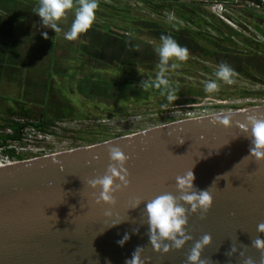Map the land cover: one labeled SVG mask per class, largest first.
Returning a JSON list of instances; mask_svg holds the SVG:
<instances>
[{"label": "water", "instance_id": "obj_1", "mask_svg": "<svg viewBox=\"0 0 264 264\" xmlns=\"http://www.w3.org/2000/svg\"><path fill=\"white\" fill-rule=\"evenodd\" d=\"M225 113L232 114L229 126L212 123L209 115L118 137L109 145L0 166V264H126L137 246L144 248V264H187L206 234V264H243L247 257L262 264L264 253L252 241L264 239L257 231L264 223V161L249 156L251 140L241 125L250 115L264 119V106ZM112 146L128 157L130 183L114 193L115 205L97 204L99 189L88 181L105 174ZM189 170L198 190L208 188L212 206L188 216L192 239L182 249L158 253L148 240L145 204L135 207L136 202L163 193L178 197L176 177ZM126 233L130 239L120 246ZM232 245L238 251L228 256Z\"/></svg>", "mask_w": 264, "mask_h": 264}, {"label": "rangeland", "instance_id": "obj_2", "mask_svg": "<svg viewBox=\"0 0 264 264\" xmlns=\"http://www.w3.org/2000/svg\"><path fill=\"white\" fill-rule=\"evenodd\" d=\"M15 1H17V4L15 5H18L16 8L18 9V13L22 10L26 14H34L33 10H35V5L40 3V0ZM138 3V0H98L99 7L96 10V19L91 28L87 32L80 34L78 39L69 41L72 48L79 46L80 49L83 47L84 43L88 44L87 47H84L86 50L85 56L88 57L85 58L83 56V48L77 52L72 49L71 53H68L67 51H59L57 52L59 53L57 55L58 58L65 57L66 60H57L56 64L59 63L57 72L60 71V73H69L71 75L76 74L75 78L82 77V80L83 75H92L101 79L106 78L109 82H111L113 80L112 72L116 69L118 62L114 59L105 58L100 60V64L98 65L95 63V60L92 59V57H97L104 51V49H102V43L105 36L108 35L107 33H110L106 32L109 21L111 20L107 19L108 17L114 15L115 13L120 15V11L123 10L127 11L130 17L139 14L145 20H148V18L150 20H160L161 18V20H164L166 23H174V21L169 20L168 16L165 14H163L160 18H157L156 15L140 10L142 8V4ZM78 4L79 0H73V8L67 10L64 17H62L59 21V25L64 28L63 32L60 33L62 36H64L65 32L70 30L72 22L75 19V9L78 7ZM26 6L29 8L28 10L24 8ZM109 7H114L115 10H111ZM245 9V11H241L242 9L231 8V14L229 17L235 19L242 25V28L245 30L242 32L243 35H246L248 38L257 42L264 43V39L261 37L262 34L253 28L254 24H259V27H261L264 31V22L260 19H253L246 13V7ZM224 24L226 25V23ZM114 25L116 26L117 22L114 23ZM185 26L186 25L184 23H180V27ZM142 29L143 30L134 35L140 42V45L136 49V55L133 59L136 66L132 67V72L135 73V78L131 81V83L133 84L132 87L136 89L137 87L144 88L142 86V82L145 81L149 83L152 82L154 84L159 72V55L157 49L160 47L161 42L149 38L147 36L149 32L148 29ZM117 32L118 34H122L120 30H117ZM155 33L158 34L159 31H156ZM160 35L162 34L160 33ZM149 46H151V48H149ZM244 50L247 51L246 49ZM145 51L151 52V55L153 56L155 55L157 57V62H149V59L144 56ZM104 52L105 54H109V56L112 55L111 47L108 46ZM117 54H119V52ZM193 55L194 54H191L188 59L191 65H193L192 63L197 60ZM20 59L21 58H19V60L17 59L12 64L21 63ZM83 59L89 65H83ZM11 60L12 58L7 57V62L10 63ZM22 64H24V62H22ZM204 65L211 68L213 73H216L218 70V68L212 64L204 63ZM257 66H261V63ZM98 67L100 68V72L97 71L96 73H91L92 71L90 69L94 70V68ZM76 68L79 70L76 71ZM177 69L178 71H170L165 74L166 78L169 80L170 90H172V92L175 91L174 93H181H173L177 97V99L173 102H169L167 100V95L165 96L164 94L158 93L148 96L145 95L144 97L138 99L126 97V99L122 100L121 103H118L115 99L107 102L105 98L95 96L92 99L88 98L85 102L87 107L83 108V94L78 90L79 81L77 82L76 80H71L66 76H64V78H66L65 80L58 78L57 81L59 84H55V88L57 89L61 87L62 90L56 92V89H54L55 93L51 94L50 98H47L48 100H45L44 103L41 104V106L43 105L42 107L33 108H40L44 110L49 104L56 107L58 103L63 101V103L74 107L77 112H82L84 118L70 119V117H68L69 119L57 121L55 125H53L54 127L50 128L45 134L36 135L32 130H27L26 136L23 138L21 143L17 145L18 147H21L20 152L26 156L25 160H27L103 143L118 137L135 134L151 128L177 122V120L183 121L190 117L195 118L212 115L214 113L234 112L247 108L264 106V77L262 76L263 74L261 73V70L252 68L248 69L247 72L251 74V79L254 80L235 74L233 76L234 82L231 85L225 83L223 85L218 84V92H221L222 86H225L224 91L227 94H230V98L218 99L216 97H212L210 93H207L208 95H205L204 97L187 96L185 93L187 90L194 92L200 91L199 89H204L205 85L211 80L205 75L197 73L194 67L193 69H190L188 65L178 67ZM27 70L30 71V68L19 67L18 70L16 69V71L19 72V74H22L24 78L27 77ZM187 71H190L192 75L189 76L183 73ZM59 81H61V83ZM63 81L68 83L63 85ZM161 88H163V86ZM100 89L102 90V86H100ZM244 93H251L254 95L246 97ZM16 94L17 93H15L14 90H10L7 94L6 90L0 91V97L2 100H8L7 106L11 104L12 101L10 100L16 98ZM29 95L24 94L22 99L25 101H35V99L30 98ZM60 97H63V99L60 100ZM23 100L19 99L14 101L21 103ZM190 101H192V103H189ZM105 102L107 104H104ZM36 103H40V101L38 100ZM0 105H2V103ZM70 113L71 112L68 109H60L58 112V114L62 115H69Z\"/></svg>", "mask_w": 264, "mask_h": 264}, {"label": "trees", "instance_id": "obj_3", "mask_svg": "<svg viewBox=\"0 0 264 264\" xmlns=\"http://www.w3.org/2000/svg\"><path fill=\"white\" fill-rule=\"evenodd\" d=\"M205 1H207V3H230L233 0H138V2L142 4L140 10L156 15L157 18L163 16V14L168 16V14L171 13L174 16L172 19L174 23H166L164 20H161V18L160 20H150L149 18L148 20H145L139 14L130 17L127 11L123 10L120 11V15L115 13L108 17L107 19L111 20L109 21L106 32L110 33H107L108 35L105 36L102 43V49L105 51L108 46L111 47L112 55L109 56V54H105L103 51L97 57H92V59L95 60V63L98 65L100 64V60L105 58L114 59L118 64L116 69L112 72L113 80L111 82L106 78L101 79L92 75H83V80L81 79L82 77L75 78L76 74L69 76L71 80L79 81L78 90L83 94V108L87 107L85 102L88 98L92 99L95 96L103 97L107 102L115 99L118 103H121L126 97L138 99L154 93L164 94L165 96L168 94V90H165L164 88L148 87L145 89L137 87L136 89L132 87L133 84L131 81L135 78V73L132 72V67L136 66L133 59L136 55V49L140 45L139 40H137L134 35L143 30L142 28L148 29L149 32L147 36L155 41L161 42V36H171L178 42V44L188 49V59L191 54H194L193 56L197 59L192 63L193 65H191L188 59L183 62L170 60V64L175 62L179 64V67H184L186 65H188L190 69H193L194 67L197 73L205 75L211 81L216 80L220 85H223L224 82L217 80L212 69L205 66L204 63L212 64L217 68H219L220 64L226 63L230 67L234 66L231 68L234 69L236 75L250 78V80L254 79H251V74L247 72L248 69H258L262 71L261 73L264 77V43L257 42L248 38L246 35H243L242 32L245 30L235 19L231 18L242 32L233 30L230 26L225 25L224 22L210 14ZM238 1L259 4L261 0ZM110 9L115 10L114 7ZM240 9H242L241 11L246 10L244 8ZM246 13L253 19H260L264 22L263 18L258 14L249 10H247ZM116 22L117 25L115 26L114 23ZM180 23H184L186 26L180 27ZM253 28L261 33V37L264 39V31L259 27V24H254ZM117 30H120L122 34H118ZM156 31H159V33H155ZM160 33L162 35H160ZM87 46L88 44H83V56L85 58L88 57L85 56L86 50L84 48ZM149 48H151V46H149ZM113 49L117 50L114 51ZM118 52L119 54H117ZM144 56L149 59V62H157V57L151 55V52L145 51ZM259 63H261V66L258 67L257 65H259ZM84 64L86 66L89 65L83 59V65ZM177 68L171 69L168 72L175 70L178 71ZM75 70L78 71L79 69L76 68ZM90 70L92 71L91 73H96L97 71L100 72L99 67ZM183 73L189 76L192 75L190 71ZM62 77L64 76H61V78ZM100 86H102V90L100 89ZM201 89L196 92L187 90L185 93L187 96L196 97H204L205 95H208L204 89H202V91ZM224 90L225 86H222L221 92L210 94L212 97L218 99L230 98V94H227ZM51 93L54 94L55 92L47 91V98H50ZM174 94L181 93L177 92ZM244 94L246 97L254 95L251 93ZM61 99H63V97H61L60 100ZM189 103H192V101ZM104 104L107 103L105 102ZM34 108L22 102H15L13 105H9L6 108L5 106L0 105V149H2L3 155L10 160L22 161L26 159V156L23 154L17 153L13 148H9L11 144L21 143L23 136L26 134V130H32L36 135L45 134L50 128L54 127L53 125H55L57 121L69 119L68 117H70V119L84 118L82 112L78 111L79 114L74 107L63 103V101L58 103L56 107L49 104L44 110ZM60 109H68L71 113L69 115L58 114ZM8 131L10 133H8Z\"/></svg>", "mask_w": 264, "mask_h": 264}, {"label": "clouds", "instance_id": "obj_4", "mask_svg": "<svg viewBox=\"0 0 264 264\" xmlns=\"http://www.w3.org/2000/svg\"><path fill=\"white\" fill-rule=\"evenodd\" d=\"M73 6V0H40L36 14L40 17L43 25L50 26L55 32H59L61 29L56 22L65 15L67 10L72 9ZM98 7V0H79L78 7L75 9V19L72 22L70 30L64 33V39L73 41L78 39L80 34L87 32L96 19ZM173 18V14H168L169 20ZM42 35L45 39L47 38L46 32ZM160 39L161 45L157 49L160 58L159 72L156 80L154 84L146 81L142 82V86L145 89L148 87L161 88L163 86L165 90H168L167 100L173 102L177 97L170 90L169 80L165 74L169 70L179 67V64L175 62L170 64V60L186 61L189 52L186 47H182L171 36H161ZM234 75V69L226 63L220 64L215 73L217 80L228 85L234 82ZM204 91L206 93L218 92L219 85L217 81L208 82L205 85ZM211 118L214 124L229 126L232 114L214 113L211 115ZM241 128L251 140L249 156L253 157L257 162L264 161V119L258 118L255 115L247 116ZM105 143L106 145L111 144L109 141ZM108 153L111 163L105 174L102 177L88 181V184L92 189H99V196L96 198L97 204L115 205L116 199L114 193L122 190V188H127L130 183L128 179L129 172L125 167L128 157L121 148L115 146L109 147ZM194 181V173L189 170L184 175L176 177V187L181 193L178 197L171 193H163L149 201L137 200L135 207H138L141 203L145 204L144 212L147 216L148 226L147 235L154 251L167 254L173 249H182L186 242L192 239V236L186 232L188 216L198 212L207 213L211 208L213 197L208 188L198 190L194 186ZM185 205L188 207H185ZM105 215L110 216L111 213L106 212ZM138 231V228L133 229L134 233H138ZM257 231L258 233H264V223L257 226ZM129 239L130 236L126 233L117 243L123 246ZM210 243L211 236L207 234L197 241L187 256V264H206V261L201 259V253ZM252 246L264 253V239L259 236L252 241ZM143 251V246H137L132 253L131 259L127 260L126 264H144V260H142ZM237 251V247L232 245L227 255L231 256L237 253ZM240 255L243 257L244 253L240 252ZM243 264H256V262L251 257H247L244 259ZM262 264H264V261H262Z\"/></svg>", "mask_w": 264, "mask_h": 264}, {"label": "crops", "instance_id": "obj_5", "mask_svg": "<svg viewBox=\"0 0 264 264\" xmlns=\"http://www.w3.org/2000/svg\"><path fill=\"white\" fill-rule=\"evenodd\" d=\"M15 4H17L15 0H0V91L6 90L7 94L10 90H14L17 93L16 98L10 100L12 101L10 105L17 102L14 100H23L24 94H30V98L35 101L23 100L22 103L27 102L26 104L30 107H40L47 100V91L55 92L57 79L61 76L68 78L71 75L57 72L59 67V63L56 64L57 60H66L65 57L58 58L59 53L57 52L71 53L72 49L77 52L83 47L72 48L69 40L64 39V36L60 34L64 30L63 26L59 25L62 18L56 22L61 29L59 33L50 26L43 25L36 14L39 3L35 5L34 14H26L22 10L18 13L16 9L18 5ZM24 8L29 9L27 6ZM45 32L47 33L46 39L42 35ZM7 57L12 58L10 63L7 62ZM19 58H21V63L12 64ZM19 67L30 68V71L27 70V77L24 78L16 71ZM64 82L63 85L68 83ZM59 90H62L61 87L56 89V91ZM38 100L40 103H36ZM1 103L5 108L9 106H7L8 100H2L0 97Z\"/></svg>", "mask_w": 264, "mask_h": 264}, {"label": "built area", "instance_id": "obj_6", "mask_svg": "<svg viewBox=\"0 0 264 264\" xmlns=\"http://www.w3.org/2000/svg\"><path fill=\"white\" fill-rule=\"evenodd\" d=\"M207 9L210 11V13L212 15H214L216 18H218L219 20H221L222 22L226 23V25L230 26L231 28H233L234 30L238 31V32H242V30L235 24V22L229 17L230 16V11L231 8H247V10H250L252 12H254L255 14H258L259 16H261L264 20V0H261L259 4L253 3V2H242V1H238V0H233L230 3H224V2H211V3H207V1H205ZM204 111V109H203ZM209 116V115H206ZM206 116H201V117H190L187 118L185 120H193V119H198V118H203ZM183 120V121H185ZM182 121V120H177V122ZM53 128V127H52ZM27 131V130H26ZM8 133H10L8 131ZM39 135V134H37ZM26 136V134H25ZM23 136V138L25 137ZM18 144H11L9 146V148H13L14 150H16L17 153H21L20 149L21 147L17 146ZM22 154V153H21ZM14 162V160H10L8 157L4 156L2 153V149H0V166H4L7 164H10Z\"/></svg>", "mask_w": 264, "mask_h": 264}]
</instances>
